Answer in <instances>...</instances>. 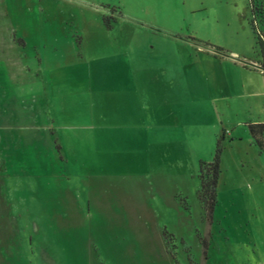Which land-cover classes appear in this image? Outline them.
<instances>
[{
	"label": "rangeland",
	"instance_id": "rangeland-1",
	"mask_svg": "<svg viewBox=\"0 0 264 264\" xmlns=\"http://www.w3.org/2000/svg\"><path fill=\"white\" fill-rule=\"evenodd\" d=\"M253 26L264 34V0H0L14 80L7 100L0 91V264H264V153L249 130L264 99L221 100L225 74L207 55L262 69ZM119 58L93 101L78 93L91 64ZM129 62L152 63L150 136L168 145L106 123L89 131L82 167L81 112L112 98ZM231 80L264 89L255 72ZM223 131L209 219L200 163Z\"/></svg>",
	"mask_w": 264,
	"mask_h": 264
},
{
	"label": "crops",
	"instance_id": "crops-1",
	"mask_svg": "<svg viewBox=\"0 0 264 264\" xmlns=\"http://www.w3.org/2000/svg\"><path fill=\"white\" fill-rule=\"evenodd\" d=\"M0 74L2 75V78L0 76V91L2 93H5L4 97L7 100L8 93L10 92L9 86L11 85L9 83V77L11 76L10 70H12V66L10 67V63L8 61V53H7V45H4L2 42H0ZM206 54V53H205ZM210 56L214 61H218L220 63V66L222 68L223 74H225V80L227 85L226 86V93L220 95L221 100L225 99H231L233 97L237 98H245L249 101L248 98L250 97H260L262 100L264 99V89L263 90H244V87L242 90L239 91H232V83L231 79L236 76H240L245 74V72H255L256 74H259L262 77V80L264 81V71L262 69H259L255 66L251 67V65L247 63H243V61L238 62L235 59H230L227 57L218 56L213 51H209L207 54ZM201 55H198L197 60L200 59ZM123 58H119L117 60H113V63L106 62L105 65L102 64V62H97L96 64H91V67H89V74L86 76V82L84 81V89L82 91H78V93L83 94L82 97L86 99H91L92 101L95 99L93 95H96L98 91L96 92L95 86H105L107 80L101 82L103 80V77H101L100 73L105 74V70H109V67L117 66L119 63H122ZM256 64L258 63L257 60H255ZM126 64V63H125ZM138 64V65H137ZM142 64V65H141ZM134 63L132 64L129 62L126 64L125 68V77H127L128 81H124L122 78L119 77L116 78L113 76V86L115 90V94L110 97L108 96H101L98 97L97 101L93 102V109H88L91 104L86 103V110H83L81 112V122H80V129H81V141L78 142L76 145V150H81L80 152V161L81 166L85 167L87 166L85 162V158L88 155L86 152V148L90 143L87 145V138H89V131L93 130L95 126L98 127L101 125H104L106 123H112V126H114L117 130L116 132L124 133V134H136L139 136V142H141V145L143 146L146 142H148L149 147H153V145H157V143L164 142V144H167V140H161L158 136H156L157 133H155L156 138H152L151 134L153 133L154 128V118L156 117L154 115L153 111V101H152V95L147 89V85L152 83L153 80V67L152 63H148V65L143 66V63ZM259 64V63H258ZM134 65V68H133ZM254 65V64H253ZM16 68H19L18 66ZM15 68V69H16ZM22 69H20L21 71ZM15 72H12L14 74ZM155 78V77H154ZM11 79L13 80V76H11ZM109 81V82H111ZM14 82V80H13ZM18 83V81H17ZM15 84H13L14 86ZM129 86L130 90H127L126 86ZM12 86V85H11ZM12 89V88H11ZM128 92V93H127ZM93 94V95H92ZM217 98V97H216ZM167 99V98H166ZM169 102V100L167 99ZM166 102V100H165ZM167 103V102H166ZM89 104V105H88ZM111 107V109L109 108ZM162 113V112H161ZM163 117L167 116L165 114H161ZM3 117L2 112H0V118ZM139 119V120H137ZM111 120V121H110ZM157 123V122H155ZM256 123H264V121H258ZM1 129L8 135V129H3L4 126L1 124ZM144 131V132H143ZM13 132V131H12ZM99 132V130H98ZM14 133V132H13ZM142 133L148 134L147 139H145V136H143ZM154 136V137H155ZM128 141V140H127ZM19 142V141H18ZM16 142L13 146H10L9 143H6L4 151V158L8 160L7 153L8 150L11 148L15 149V146H20L21 143ZM120 146H125L122 144H119ZM167 147V146H166ZM152 149V148H151ZM121 151V150H120ZM78 154V153H77ZM75 154V155H77ZM122 156L123 161V153H120ZM98 156V154H97ZM92 163H97V161H93ZM3 164V163H2ZM91 164V163H89ZM121 164V163H120ZM93 165V169L99 165L91 164ZM8 171H6V174Z\"/></svg>",
	"mask_w": 264,
	"mask_h": 264
},
{
	"label": "trees",
	"instance_id": "trees-1",
	"mask_svg": "<svg viewBox=\"0 0 264 264\" xmlns=\"http://www.w3.org/2000/svg\"><path fill=\"white\" fill-rule=\"evenodd\" d=\"M105 22L109 25V20L106 18ZM253 25V24H252ZM255 32V27L253 26ZM256 43L259 45L260 54V66L264 70V34L255 32ZM250 134L254 139L255 144L258 146L259 151L264 153V123H250L249 124ZM225 137L224 131L217 139L215 154L211 161H202L200 163L199 178H200V189H199V200L201 201L205 210L206 216L211 219L215 207L218 203L217 186L221 175V154L223 151L222 140ZM60 149V146H57ZM188 209L187 206H184ZM164 237L167 240V245L170 243V239L167 238L169 233L166 229L163 231ZM168 234V235H167Z\"/></svg>",
	"mask_w": 264,
	"mask_h": 264
},
{
	"label": "built area",
	"instance_id": "built-area-1",
	"mask_svg": "<svg viewBox=\"0 0 264 264\" xmlns=\"http://www.w3.org/2000/svg\"><path fill=\"white\" fill-rule=\"evenodd\" d=\"M262 70H263V68H262ZM264 71V70H263Z\"/></svg>",
	"mask_w": 264,
	"mask_h": 264
}]
</instances>
